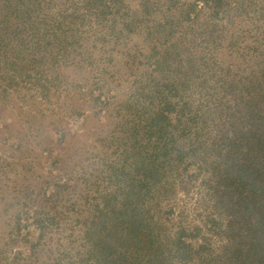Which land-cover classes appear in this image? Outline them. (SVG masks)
<instances>
[{
    "label": "rangeland",
    "instance_id": "obj_1",
    "mask_svg": "<svg viewBox=\"0 0 264 264\" xmlns=\"http://www.w3.org/2000/svg\"><path fill=\"white\" fill-rule=\"evenodd\" d=\"M101 1L45 0L28 25L26 13L17 11L27 3L0 0L1 264H70L86 256L85 232L98 206L137 178L138 157L125 132L153 109L140 99L146 97L141 90L148 92L160 78L151 60L154 48L182 42L189 49L186 62L191 56L198 63L185 98L205 116L196 147L206 154L220 124L217 106L231 100L222 99V83L212 72L231 63L244 66L255 37L264 36V0H249L251 9L241 18L234 9L238 50L231 48L235 4L224 5L229 12L220 19L211 18L206 4H196L188 20L181 12L193 7L190 0L173 10L165 0H150L147 13H135L140 4L129 12L107 11L117 15H109L116 18L104 27L105 17L96 24ZM171 20L178 21L173 35L161 25ZM72 24L75 36L66 39ZM211 28L223 31V40L214 43ZM192 140L187 136L181 143L188 147ZM205 156L190 166L186 184V171L178 167L152 190L146 209L160 231L174 234L181 214L190 223L217 214L210 199L202 200L204 182L211 180ZM211 241L215 254L223 243L215 235Z\"/></svg>",
    "mask_w": 264,
    "mask_h": 264
},
{
    "label": "trees",
    "instance_id": "obj_2",
    "mask_svg": "<svg viewBox=\"0 0 264 264\" xmlns=\"http://www.w3.org/2000/svg\"><path fill=\"white\" fill-rule=\"evenodd\" d=\"M23 1L27 4H18L17 11L26 13L30 25L45 0ZM179 1L164 3L173 10ZM137 2L102 0L98 4L96 24L105 17L104 27L111 26L109 19L116 17L108 16L117 14L107 15V11L129 12L132 4H140L135 13H147L151 9L150 0ZM199 3L206 4L212 19L224 18L229 12L224 5L235 4L231 8V48L238 50L241 38L232 32V25L236 12H240V18L243 13H249V0H190L187 4L193 7L182 8V17L189 20ZM177 23L171 20L161 25L166 34H172ZM76 27L77 24L71 25L66 39L75 36ZM3 31L9 41L8 31L2 27ZM218 32H221L219 36ZM209 36L214 43L224 37L223 31L213 28ZM167 43L154 48L151 58L160 78L153 79L148 92L141 90L146 96L141 102L152 103L153 109L143 113L147 115L125 132L133 155L138 157L134 167L137 178L125 184L121 192L105 197L85 232L86 256L70 264H264V36L255 37L252 43L255 46L250 48L253 52L244 59V66L231 63V68L212 72L222 83L221 91L225 93L222 99L231 97V100L217 106L220 124L215 127L206 154L202 147H196L201 134L200 121L205 116L200 107L196 110L185 98L198 63L195 65L191 56H187L186 62L184 54L189 49L182 42L171 46ZM223 118L227 121L221 123ZM187 136L193 137L188 147L181 143ZM205 155L211 159L203 164L211 180L204 182L206 194L202 200L210 199L217 214H209L197 223L188 222L181 214L175 222L174 234L160 231L162 226L146 209L152 190L161 184L167 170L174 172L178 167L186 171L181 183L185 182L190 166ZM213 235L223 243L215 254H211Z\"/></svg>",
    "mask_w": 264,
    "mask_h": 264
}]
</instances>
